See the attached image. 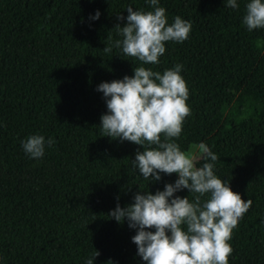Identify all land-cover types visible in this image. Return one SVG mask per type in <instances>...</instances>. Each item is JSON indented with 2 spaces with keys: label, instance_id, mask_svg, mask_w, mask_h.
<instances>
[{
  "label": "trees",
  "instance_id": "trees-1",
  "mask_svg": "<svg viewBox=\"0 0 264 264\" xmlns=\"http://www.w3.org/2000/svg\"><path fill=\"white\" fill-rule=\"evenodd\" d=\"M248 2L158 0L169 24L180 16L192 29L144 65L114 46L123 38L114 26L129 6L154 11L148 0H0V264H86L95 249L93 264H146L131 239L137 229L108 213L178 175L144 179L132 164L142 146L103 136L107 98L97 87L138 66L162 74L177 64L191 115L175 142L185 152L206 144L218 156L214 174L252 200L228 264H264V29L243 23ZM32 135L45 138L42 158L22 148ZM196 157L197 167L210 162Z\"/></svg>",
  "mask_w": 264,
  "mask_h": 264
},
{
  "label": "clouds",
  "instance_id": "clouds-1",
  "mask_svg": "<svg viewBox=\"0 0 264 264\" xmlns=\"http://www.w3.org/2000/svg\"><path fill=\"white\" fill-rule=\"evenodd\" d=\"M148 2L154 11L129 6L126 17L117 15L126 23L114 26L123 37L114 46L144 65H155L166 51L165 42L186 40L192 24L180 16L169 24L165 8L157 6L158 0ZM227 5L238 7L236 0H227ZM99 16L97 10L91 18ZM243 23L249 31L264 29V0L246 4ZM112 46L103 49L111 52ZM182 67L177 64L161 74L138 66L133 68L132 76L101 82L97 87L107 98L108 111L100 117L103 136L142 146L143 151L136 152L132 164L144 179L154 182L161 179V173L178 175L174 183H165L162 191L137 192L134 202L123 208L117 203L108 216L117 223L126 219L129 228L137 229L131 239L146 264H228L233 229L252 200L242 199L226 180L214 174L218 156L206 144L196 147L200 158L210 162L197 167L198 158L175 142L185 118L191 115L186 103L188 87L180 74ZM45 143L44 136L32 135L22 142V148L30 158L39 159L44 156ZM53 143L51 138L47 140L48 146ZM182 189L196 195L191 201L188 196H174ZM205 195L208 199L202 200ZM98 255L95 249L86 264H93Z\"/></svg>",
  "mask_w": 264,
  "mask_h": 264
},
{
  "label": "rangeland",
  "instance_id": "rangeland-1",
  "mask_svg": "<svg viewBox=\"0 0 264 264\" xmlns=\"http://www.w3.org/2000/svg\"><path fill=\"white\" fill-rule=\"evenodd\" d=\"M197 146V145H196ZM196 146H193L191 149H190V152L194 155V156H197L198 154V149Z\"/></svg>",
  "mask_w": 264,
  "mask_h": 264
}]
</instances>
